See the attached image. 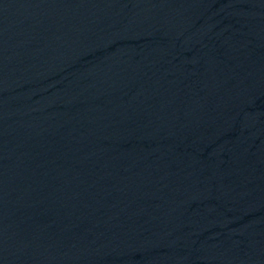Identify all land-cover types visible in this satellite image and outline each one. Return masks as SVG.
<instances>
[{
  "label": "water",
  "instance_id": "water-1",
  "mask_svg": "<svg viewBox=\"0 0 264 264\" xmlns=\"http://www.w3.org/2000/svg\"><path fill=\"white\" fill-rule=\"evenodd\" d=\"M128 0H0V264H58Z\"/></svg>",
  "mask_w": 264,
  "mask_h": 264
}]
</instances>
